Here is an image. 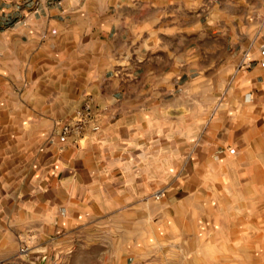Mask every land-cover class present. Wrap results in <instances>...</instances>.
Here are the masks:
<instances>
[{"label": "crops", "instance_id": "0c3cea01", "mask_svg": "<svg viewBox=\"0 0 264 264\" xmlns=\"http://www.w3.org/2000/svg\"><path fill=\"white\" fill-rule=\"evenodd\" d=\"M263 45L264 0H0V264H129L84 243L115 178L102 147L178 112L211 65L264 79ZM87 109L79 134L51 137Z\"/></svg>", "mask_w": 264, "mask_h": 264}, {"label": "rangeland", "instance_id": "374dc122", "mask_svg": "<svg viewBox=\"0 0 264 264\" xmlns=\"http://www.w3.org/2000/svg\"><path fill=\"white\" fill-rule=\"evenodd\" d=\"M231 60L192 81L178 112L102 147L115 178L97 194L105 208L81 227L87 247L132 252L129 264H264V79ZM60 123L51 137L64 142L74 134ZM30 236H20V253Z\"/></svg>", "mask_w": 264, "mask_h": 264}, {"label": "built area", "instance_id": "2783aa9c", "mask_svg": "<svg viewBox=\"0 0 264 264\" xmlns=\"http://www.w3.org/2000/svg\"><path fill=\"white\" fill-rule=\"evenodd\" d=\"M261 55L264 56V45L261 49ZM260 64L264 66V59L260 60ZM90 116V110L87 109L85 113L82 114L73 122H66L59 124V131L64 134H79L84 128L85 123L87 122V118Z\"/></svg>", "mask_w": 264, "mask_h": 264}]
</instances>
